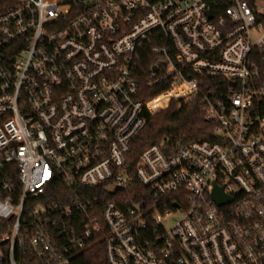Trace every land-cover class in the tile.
<instances>
[{
	"label": "built area",
	"instance_id": "1",
	"mask_svg": "<svg viewBox=\"0 0 264 264\" xmlns=\"http://www.w3.org/2000/svg\"><path fill=\"white\" fill-rule=\"evenodd\" d=\"M262 62L264 0H0V264H264ZM196 100L213 139L133 172Z\"/></svg>",
	"mask_w": 264,
	"mask_h": 264
},
{
	"label": "trees",
	"instance_id": "2",
	"mask_svg": "<svg viewBox=\"0 0 264 264\" xmlns=\"http://www.w3.org/2000/svg\"><path fill=\"white\" fill-rule=\"evenodd\" d=\"M150 65L149 56L143 58L141 63L143 76L146 77L148 75ZM262 70L264 71V62H262ZM142 83L144 87H147L145 79L142 80ZM214 128L213 123L206 119L204 109H202L199 100L184 104L178 113L171 107L160 115L148 116L144 131L132 143L133 148L129 161L133 167V172L141 154L149 147L166 142L188 143L212 140ZM141 188V184L135 177L134 191L138 192ZM74 264H107L104 245L91 247L79 256Z\"/></svg>",
	"mask_w": 264,
	"mask_h": 264
},
{
	"label": "water",
	"instance_id": "3",
	"mask_svg": "<svg viewBox=\"0 0 264 264\" xmlns=\"http://www.w3.org/2000/svg\"><path fill=\"white\" fill-rule=\"evenodd\" d=\"M154 71H157V69H154ZM214 199L218 205H225L229 202H231V199L226 198L224 194H222V190L219 188H216L214 191Z\"/></svg>",
	"mask_w": 264,
	"mask_h": 264
}]
</instances>
